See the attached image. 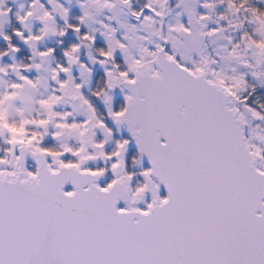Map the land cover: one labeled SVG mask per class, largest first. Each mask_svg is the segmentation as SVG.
Wrapping results in <instances>:
<instances>
[{"label": "snow or ice", "instance_id": "obj_1", "mask_svg": "<svg viewBox=\"0 0 264 264\" xmlns=\"http://www.w3.org/2000/svg\"><path fill=\"white\" fill-rule=\"evenodd\" d=\"M90 2L114 7L109 0ZM120 2L129 5L131 0ZM158 2L149 0L133 15L137 20L143 17L149 25L155 23L153 17H163L153 6ZM167 2L163 0L161 8ZM246 3L227 0L230 10L250 13L264 36V10L247 8ZM29 7L32 10L18 17L19 22L24 24L35 16L44 28L37 35L25 37L15 31L13 36L35 49L49 34L66 35L65 29L55 30L53 14L44 10L40 0H33ZM202 7L212 10L215 5L205 3ZM61 11L66 18L67 10ZM87 16L85 12L79 23ZM209 19L201 14L196 23L206 27L204 22ZM65 25L89 46L96 42L94 35L81 34L79 26L68 25L66 20ZM221 30L197 33L191 22L187 26L178 23L167 28L168 35L158 33L162 44L154 45V50L140 47L134 57L129 55V46L135 42L127 35L116 39V30L108 29L107 50L99 49L101 59L93 63L104 67L111 62L116 71L106 70L105 86L92 95L110 104L109 93L114 88L129 90L118 110L109 107L108 119L117 129L126 126L130 134V139L116 140L110 152H105V145L113 137L112 128L97 118L93 103L81 92L83 85L75 83L71 74L73 65L79 63L80 45L73 44L64 52L67 66L57 64L52 69L58 88L36 102L46 113L44 119H24L23 109H17L21 119L10 122L8 113L27 89H36L41 83L20 73H29L33 67L38 71L41 65L0 68L4 75L11 68L20 81L0 94V135L7 133L6 143L12 146L6 156L13 155L17 146L21 149L14 163L0 158V264H264V163H256L264 161V148L245 136L249 119L264 122V107L257 111L247 98H240L237 90L245 83L243 78L229 82L211 68L216 60L206 56L189 65L186 51H181ZM3 39L8 49L0 52V59L20 51L12 45L11 36ZM241 39L247 40L245 48L255 49L257 56L255 65L245 60L243 67L255 69L264 64V38L245 34ZM169 44L171 48L166 50ZM240 47L236 43L228 55L243 60L237 52ZM54 52L47 49L35 54L43 62ZM117 52L125 56L126 68L116 62ZM80 67L91 74L86 65ZM66 97L80 101L89 114L86 120L68 123L70 112L54 111ZM54 120L60 122L53 125L59 131L52 138L76 135L78 148L41 147ZM30 126L45 132H30ZM93 129H102L106 138L95 142ZM258 139L264 144V136ZM133 142L139 156L150 165L138 173L142 181L129 170L126 159ZM28 150L37 161L34 170L24 166ZM46 158L55 166L45 164ZM101 158L107 167H86L89 161ZM131 163L138 165L140 160L133 156ZM69 184L72 190L65 191ZM161 186L167 191L164 197ZM139 202H144L143 208L132 207Z\"/></svg>", "mask_w": 264, "mask_h": 264}, {"label": "flooded vegetation", "instance_id": "obj_2", "mask_svg": "<svg viewBox=\"0 0 264 264\" xmlns=\"http://www.w3.org/2000/svg\"><path fill=\"white\" fill-rule=\"evenodd\" d=\"M85 1L88 2V0ZM118 1H116V3L114 4L116 5ZM147 1L148 0H131V3L129 5L123 4L122 9L124 11L125 17L123 18L122 16L123 14H121L119 20L122 21L115 22V25L117 26V31H119L115 33L116 39H120L122 36L127 35L132 41H136L138 43L139 36L136 35V33L140 31L142 26H146L147 30H145L144 33H148L149 37L145 45L147 46V48L153 49L154 45L157 43L156 38L158 37L157 33L159 31V25H160L158 22L160 21L158 20L157 17H153L155 23L149 25L148 23L143 21V17H141L140 20H137L136 17L133 15V12H139L141 9H144L145 5L148 3ZM161 1L162 4L163 0ZM77 2L79 4H77ZM32 3L33 0H0V12L7 13V17H5V15H0V26L5 25V27L2 29L3 30L2 33L8 36L9 34H11L12 43L17 42L16 45L19 44V48L20 46H23L21 52L20 51L16 52L13 55L8 54V56L4 57L3 60L0 59V68H3L7 65L19 66L22 64H32V65L40 64L41 68L38 71L35 69V67H33L32 71L29 73H23V72L20 73V75H27L29 79H33V80L40 79L41 83L36 89H27L30 94L34 95V98H32L31 100L32 102H35V99L37 100L38 97H41L40 96L42 94L41 90L46 91L47 95L48 94L52 95L53 90L58 88V85L52 79L51 76L52 69H55L57 64H62L64 66H67V58L64 56V52L68 50L70 46L73 44L80 45V51L77 54L79 58V63L73 65L71 74L75 83H79L83 85L81 92L93 103L96 109L97 118L104 120L106 123H108L111 126L113 131V137L105 145L107 146L105 151L108 152L110 150H113L115 147L116 140L123 138L129 139V136L125 126H120L119 129H117V126L114 123H112L111 120L108 119V109L109 107H111L113 111L118 110V108L123 104L124 96L127 95L126 90L124 88L122 90V86L119 87L120 90L118 91L113 89L112 92L109 93V95L112 97L110 104H106L103 98L97 100L92 95L94 92L98 91L100 88H103L105 86V82L107 79L105 75L106 70L113 72L114 70H116L112 67L111 62L107 63L104 67H101L100 64L98 63L93 64L92 62L94 58L97 60L101 59V57L98 55V50L99 49L107 50L108 42L99 40L97 43H94L91 46H89L88 42H82L78 38L80 34L73 33L70 28H66L65 20L68 25L79 26L82 30L81 34L83 33H88L90 35L93 34L92 30L89 29L88 26H84V24L79 23L80 18L84 17L86 12L85 8L81 7L80 4L82 3L80 0H53V3H49L48 0H40V3L44 5V10H47L48 12H51L53 14L54 21H56L57 24L56 31L59 32L61 29H65L66 35L64 37H60L58 35L50 34L47 37H45L39 44H37L35 49H32L28 45H25L21 39L12 35L15 31L23 32L24 36H28L29 33H31L32 35H37L39 34L40 30L44 28V25L35 16L27 21L32 25V27L30 28L28 25H26L27 23L21 24L18 20V17H23L27 11L32 10L29 7ZM57 5H59L60 7H56ZM154 7H156L157 11L165 12L166 14L165 33L166 35H168L167 28L170 26V23L173 21L174 15L180 12L179 9H181V0H168L167 4H164L163 8H161V6L160 8L159 6H154ZM54 8L55 11H53ZM101 8H102L101 14L105 18L110 17L112 8L111 9L103 8V7ZM184 8H186L185 5ZM61 9L67 10L68 14L66 18L63 17V13ZM145 13L149 14L147 12ZM40 14L42 13L37 12V15ZM34 21H36L37 23L36 25H34L35 27L33 26ZM183 22H185L186 26L189 25V23L191 22L188 11L187 13L185 12V15L183 16ZM102 24L105 25V22H103ZM151 28L153 29V31ZM120 29H123V31H121ZM125 31H127V34L124 33ZM129 32L135 33L136 37L129 35ZM139 42L142 43L141 40ZM5 48H7V46H5ZM169 48H171V44H169ZM47 49H54L55 52L46 61L42 62L40 57L37 56L35 53L39 51H45ZM136 51L138 50L136 49ZM116 62L122 65V69L127 67V64L125 63V57L123 56L117 55ZM80 64H84L86 66L91 65L90 69L92 71L89 77L90 82H88L86 85L84 78L88 76L87 74L88 72L83 70L80 67ZM19 82L20 81L17 78V73L12 71L11 68L7 70V75L0 73V94L4 93L6 90L10 91L11 90L9 88L10 84L19 83ZM55 94L59 95L60 93L56 92ZM65 99L66 100H64L62 103L55 106L54 111L61 114L70 112L72 115L69 117L68 123H72V122L81 123L88 118L89 114H86L84 108L82 109L81 112H78L76 111V109H74V107H71L72 104L70 105L69 102H67L70 99V97H66ZM31 115L34 116L33 119L45 118L44 114H39V112H35V111L32 112ZM56 121L60 122L58 120ZM29 128L32 129L31 132H37V133H39V130L41 129L35 126H30ZM93 131L95 132V137H94L95 142H100L106 138L102 129H93ZM54 133L55 131L53 130V133L46 135L44 139V144H42L41 147L47 146L54 148L55 150H61V145H68L73 148H78L80 146L79 137H77L76 135L65 133V135H63L61 139L54 140L52 138ZM92 151L93 150L89 148V152ZM97 160L89 161L86 166L89 167L97 166L96 164ZM101 165H103V163H101ZM105 166H108V164H105Z\"/></svg>", "mask_w": 264, "mask_h": 264}, {"label": "rangeland", "instance_id": "obj_3", "mask_svg": "<svg viewBox=\"0 0 264 264\" xmlns=\"http://www.w3.org/2000/svg\"><path fill=\"white\" fill-rule=\"evenodd\" d=\"M80 1L82 3L80 5H85L84 8H85L86 12L88 13V16L85 18V21L83 24H84V26H88V28L92 30V32H93L92 35L95 36V41H96L95 43H97L99 40H103V41L109 43V41L106 37L111 35V32L108 31V29H115L116 30L115 33L119 32V31H117V26L115 25V22L116 21H118V22L122 21V20H119L121 14H123L122 15L123 18L125 17L124 11L122 9L123 4L120 2V0L119 1L116 0V1H118V3L115 5L114 4V3H116L115 0H109L110 3L115 5V7H112L110 17L105 18L101 14L102 13L101 6H97V5L92 4L90 2V0H88V2H86L85 0H80ZM147 2H149V0ZM161 2L162 1L159 0V2L155 3L153 6H159V8H160ZM205 3L214 4L215 8L212 10L203 8L202 5ZM77 4H79V3L77 2ZM195 4H199V6L202 7L203 10H205V12H206L205 15H208L210 17V19L208 21L204 22L206 24V27L202 26L200 23H196V20L198 19L199 15H201V14H200L199 10L195 11L196 10ZM184 5L186 8H184ZM221 5L224 6L225 8H227V6L225 4V0H181V9H179L180 12H178L177 14L174 15L173 21L170 23V26H174L178 23L185 24V22H183V16L185 15V12L187 13V11H188L189 18H190L191 24L193 26L194 32H197V33L208 32V31L215 29V28H218V27L220 29H222L218 33V35L213 36V37H204L202 40L199 41L197 46L193 47L191 44H188L186 46V48H181V51H186V53H187L186 61H188L189 63L199 62V59L201 56H206L209 59L216 60V63L211 65V68L213 70H215L217 73H219L220 75H222L224 78H226L229 82L243 78L245 83L242 84L237 91L238 92H241V91L246 92L247 89L249 88L248 83H247L248 80L249 81L252 80L255 83H259V85H262L264 83V64H261L260 67L255 68V69L243 67V62L245 60L248 63L255 65L256 60H257V56L255 54V52H256L255 49H246L245 48V45L247 44V40L241 39V37L244 36V34L240 31H241V29H244V26H245L244 24L247 23L245 17L242 14H240L239 12H236L234 9L233 10L229 9V11L231 12L232 15H230L231 17H230L229 21L225 22L226 26H220V24H219L218 27L212 28L215 25L213 23V20H212L213 16L215 15V11H216L215 9L217 6L220 7ZM185 9H186V11H185ZM195 15L197 17H195ZM5 17H7V15H5ZM103 22H105V25L108 26L107 29L104 27V24H102ZM25 23H27L26 25H28L29 28L32 27V25L30 23H28L27 21ZM2 24H3V21H2ZM36 24H37L36 21H34L33 26ZM251 24L257 25V23L253 19L251 20ZM56 25H57L56 21H54L55 30H56ZM223 29H225V30L223 31ZM120 30L123 31V29H120ZM145 30H147L146 26H142L140 31H138L136 33V35H138L139 38L142 37L143 39H138L139 45L136 41H134L135 43L131 44L129 46V55L135 57L138 55L137 52L139 51L140 47H146L145 42L148 40L149 34L144 33ZM127 31H125L124 33L127 34ZM152 31H153V29H152ZM256 32L257 33H255V36L257 38H255V39L264 38V36H262L259 31H256ZM101 33H104V35H101ZM129 35L136 37L135 33H133V32L132 33L129 32ZM25 37H27V36H25ZM230 37L232 40L230 39ZM140 40L142 41V43L139 42ZM230 41H231V43H230ZM206 43L207 44L209 43L211 45L213 52L205 53L206 52L205 45H207ZM236 43H240V45H241L240 49H238L237 52L240 56L243 57V60L234 59L233 57L228 55V53L230 51H232L233 45H235ZM136 49L138 51H136ZM10 54L13 55L14 53L10 52ZM117 55L125 57L124 55L120 54L119 52H117ZM12 58H13V56H12ZM93 60H97V59L94 58ZM93 60H92V62H93ZM87 67L90 69L91 65H89ZM115 71L116 70H114V72ZM87 74H88V76L86 78H84L85 85L88 82H90V78H89L90 74L89 73H87ZM114 89L117 91L120 90L119 87H116ZM41 93H42L40 95L41 97H38L37 100L35 99V102H32L31 99L34 98V95L30 94L29 91L26 90L25 93L22 95V98L20 100L15 101L14 104L8 108L9 118H10L11 122H13L16 118L21 119V116L17 113V109H23V118L24 119H33L34 116H32L31 114L34 111L39 112V114H44V116L46 118V113H44V111L40 108L39 104L36 102L41 100V99L48 98L50 96V94L47 95L46 91H42V90H41ZM67 102H69L70 105L72 104L71 107H74V109H76V111H78V112L82 111L83 107L81 106V103L79 100H73L70 98ZM37 105H38V107H37ZM40 111H42L43 113ZM84 111L86 112V114H88L85 109H84ZM11 116H13V117H11ZM249 120H251V119H249ZM255 121H258V120H253L254 123H255ZM55 123H58V122L56 120H54L53 124H50L48 126L47 134L53 133V130L55 132L59 131L58 129H56L53 126ZM258 125L259 126L253 130L252 135L250 136L251 138L249 141L253 144H256V145L264 148V144H262L260 142V140L258 139V137L264 136V122L259 121ZM30 130L31 129L29 128V131ZM44 132H45V129L41 128L39 130V133H41V134H43ZM8 139H9V136L7 133L0 135V158H7L10 160L9 156H6L7 149L9 152V150H10L9 148H12L11 145L6 143V141ZM106 147L107 146H105V150H106ZM17 149H18V146L13 151L16 152ZM11 162H13V161H11ZM101 162H103L104 164L107 163L102 158L98 159L96 161V163H101ZM262 163H264V161H261V164Z\"/></svg>", "mask_w": 264, "mask_h": 264}, {"label": "trees", "instance_id": "obj_4", "mask_svg": "<svg viewBox=\"0 0 264 264\" xmlns=\"http://www.w3.org/2000/svg\"><path fill=\"white\" fill-rule=\"evenodd\" d=\"M226 1V0H225ZM240 3V0H237V4ZM226 5L227 1H226ZM247 8H258L261 10H264V0H247V3L245 5ZM222 13H225V16H230V11L227 8H223ZM240 14H242L247 23L244 24L243 32L247 34L248 36H251L253 39L257 38L255 36L256 31H258V28L260 27L257 25H252L251 20L253 19L250 15V13L244 11V9H240ZM257 29V30H256ZM242 32V31H241ZM249 88L246 92H238V95L241 99L247 98V102L249 105L255 107L258 111L261 109V107H264V83L262 85H259V83H255L252 80L247 81ZM240 107L239 105H237ZM243 111V109H241ZM259 121L253 122V120H249L248 123V130L252 134L253 130L258 127Z\"/></svg>", "mask_w": 264, "mask_h": 264}, {"label": "water", "instance_id": "obj_5", "mask_svg": "<svg viewBox=\"0 0 264 264\" xmlns=\"http://www.w3.org/2000/svg\"><path fill=\"white\" fill-rule=\"evenodd\" d=\"M162 26H164V20L162 19ZM160 33H161V31H160ZM161 34H163L164 35V33H163V30H162V33ZM161 40V39H160ZM161 42H162V40H161ZM167 46V45H166ZM166 46H165V48H166ZM210 78V77H209ZM228 100H230V98H227ZM231 106V105H230ZM247 128V127H246ZM246 128H245V136H246ZM29 158L31 159V161H32V163H34V164H36L37 165V161H36V159L35 158H33V156L31 155V151H29ZM143 161H144V163H146V165L147 166H149L150 167V165L148 164V161H147V159L145 158V159H143ZM44 163L46 164V161H44ZM256 163L258 164V160L256 161ZM38 166V165H37ZM161 188L163 189V191H164V194H166L167 195V191H166V189L163 187V186H161ZM68 190H72V186L69 184V185H66V187H65V191H68ZM161 191V190H160ZM161 195V194H160ZM162 197V196H161ZM138 203H135V204H132V207H135L134 205H137ZM119 207H122L123 206V204L121 203L120 205H118Z\"/></svg>", "mask_w": 264, "mask_h": 264}]
</instances>
